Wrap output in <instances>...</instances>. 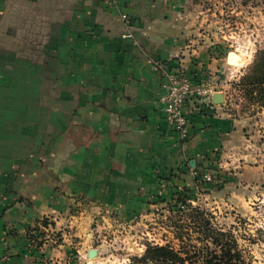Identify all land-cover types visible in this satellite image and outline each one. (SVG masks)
<instances>
[{"label":"crops","instance_id":"obj_1","mask_svg":"<svg viewBox=\"0 0 264 264\" xmlns=\"http://www.w3.org/2000/svg\"><path fill=\"white\" fill-rule=\"evenodd\" d=\"M176 8L0 0V264L88 263L105 233L149 218L157 198L237 143L214 93L187 99L185 143L165 123L166 71L196 83L203 62L231 68L190 48Z\"/></svg>","mask_w":264,"mask_h":264},{"label":"rangeland","instance_id":"obj_2","mask_svg":"<svg viewBox=\"0 0 264 264\" xmlns=\"http://www.w3.org/2000/svg\"><path fill=\"white\" fill-rule=\"evenodd\" d=\"M174 1L190 48L211 52L209 60L219 55L225 62L231 51L244 59L240 67L227 63L229 69L203 62L209 67L194 75L207 98L222 95V111L239 127L237 143L209 157L192 186L178 190L170 202L158 201L149 218L105 233L96 242L102 246L99 255L87 256L84 264H140L149 246H168L198 262L195 251H218L217 232L227 235L222 243L239 251L245 264H264V99L258 100L256 89L252 99L250 88L240 84L264 49V0ZM203 174L210 179L202 180Z\"/></svg>","mask_w":264,"mask_h":264},{"label":"trees","instance_id":"obj_3","mask_svg":"<svg viewBox=\"0 0 264 264\" xmlns=\"http://www.w3.org/2000/svg\"><path fill=\"white\" fill-rule=\"evenodd\" d=\"M240 84L245 88H250L248 95L254 99L253 90L258 92V100L261 102L264 99V49L257 52L254 64L248 74L242 77ZM177 188V187H176ZM178 189H174L170 199L157 198L158 201L167 202L175 197L178 198ZM225 233H215L213 242L218 246V251L210 250L209 248L195 251L193 257L200 256V261H188L179 253L175 252L168 246H149L146 249L144 256L138 259L140 264H245L240 252L234 250L231 245L224 241ZM191 258V257H189Z\"/></svg>","mask_w":264,"mask_h":264},{"label":"built area","instance_id":"obj_4","mask_svg":"<svg viewBox=\"0 0 264 264\" xmlns=\"http://www.w3.org/2000/svg\"><path fill=\"white\" fill-rule=\"evenodd\" d=\"M122 19L127 21V16L122 15ZM126 37H131V35L128 34ZM204 87L203 84L199 86L194 83L193 79L179 69L165 72L164 80L161 84L162 93L159 99V107L168 129L175 133L182 143H185L189 136V121L183 110L184 105L187 99L193 95L200 99L208 100ZM190 172L193 178H199V173L195 169ZM201 179L209 180L210 177L203 174ZM178 190H181V188H178ZM155 211H157V208H155Z\"/></svg>","mask_w":264,"mask_h":264},{"label":"water","instance_id":"obj_5","mask_svg":"<svg viewBox=\"0 0 264 264\" xmlns=\"http://www.w3.org/2000/svg\"><path fill=\"white\" fill-rule=\"evenodd\" d=\"M231 57H233L234 59L235 58L236 59L238 58V56H237V54L235 52H233V51L228 52L227 53V58H226L228 63H229ZM212 103L215 104V105L222 104L223 103V97H222V95L219 94V93H214L212 95ZM191 166L192 167L194 166V162L193 161L191 162ZM95 256H96V251L95 250L89 251V253H88V257L89 258H92V257H95Z\"/></svg>","mask_w":264,"mask_h":264},{"label":"bare ground","instance_id":"obj_6","mask_svg":"<svg viewBox=\"0 0 264 264\" xmlns=\"http://www.w3.org/2000/svg\"><path fill=\"white\" fill-rule=\"evenodd\" d=\"M237 54V53H236ZM237 56H238V58L236 59H234L233 57H231L230 58V61H229V64H235V66L236 67H240V66H242V64H243V57L241 58V56H239L238 54H237ZM234 66V65H233Z\"/></svg>","mask_w":264,"mask_h":264}]
</instances>
